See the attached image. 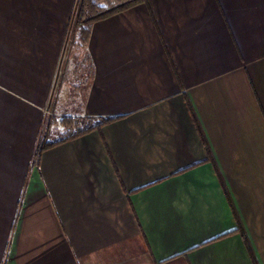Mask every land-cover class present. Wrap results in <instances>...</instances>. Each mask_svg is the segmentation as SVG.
<instances>
[{
  "label": "crops",
  "instance_id": "obj_1",
  "mask_svg": "<svg viewBox=\"0 0 264 264\" xmlns=\"http://www.w3.org/2000/svg\"><path fill=\"white\" fill-rule=\"evenodd\" d=\"M74 3L0 0V264H264V0L139 3L61 64ZM46 114L117 118L34 157Z\"/></svg>",
  "mask_w": 264,
  "mask_h": 264
},
{
  "label": "trees",
  "instance_id": "obj_2",
  "mask_svg": "<svg viewBox=\"0 0 264 264\" xmlns=\"http://www.w3.org/2000/svg\"><path fill=\"white\" fill-rule=\"evenodd\" d=\"M149 0H75L67 32L64 53L82 55L95 21L124 11L139 3ZM68 51V52H67ZM61 66L60 70L61 71ZM115 116L61 115L46 114L40 127V133L34 149V157L44 150L62 142L75 139L100 128L115 120ZM205 146V139L200 132ZM209 153V152H208ZM211 158V155H208ZM255 264L256 261L253 260Z\"/></svg>",
  "mask_w": 264,
  "mask_h": 264
},
{
  "label": "rangeland",
  "instance_id": "obj_3",
  "mask_svg": "<svg viewBox=\"0 0 264 264\" xmlns=\"http://www.w3.org/2000/svg\"><path fill=\"white\" fill-rule=\"evenodd\" d=\"M67 52H68V51H67ZM65 57H66V53H64V51H63V52H62V58H63L62 60H63V61H62V63H61V64H63V63H64Z\"/></svg>",
  "mask_w": 264,
  "mask_h": 264
}]
</instances>
